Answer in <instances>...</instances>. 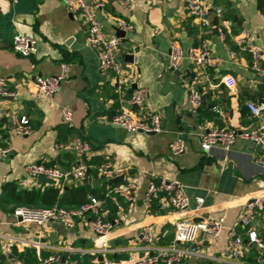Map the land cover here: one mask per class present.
<instances>
[{
    "label": "crops",
    "instance_id": "1",
    "mask_svg": "<svg viewBox=\"0 0 264 264\" xmlns=\"http://www.w3.org/2000/svg\"><path fill=\"white\" fill-rule=\"evenodd\" d=\"M104 8L96 13L107 35L116 34L120 22H128L133 30L120 38L118 58L144 88L147 96L143 105L130 110L138 118L157 115L162 131L148 135L129 133L111 124V118L126 107L134 84L122 91L116 89L113 76L98 68L97 55L85 45V24L79 15H72L57 0H0V77L4 78L11 97H0V147L9 148L0 158V195L5 183H15L19 191H44L46 184L30 178L25 166L40 162L61 169L75 164L76 155L70 143L81 138L90 145L87 162L91 169L82 182H53L59 194L70 187L85 185L88 197L101 201L100 214L113 223L104 256L83 251L91 250L97 236L91 230L92 216L76 220L72 229L57 222L42 227L18 223L13 217V204L0 200V237L17 239L18 253L42 246L41 256L59 254L105 264L108 259L121 262L133 257L129 251L134 239L146 225L153 226L152 247L173 244L175 223L181 219L223 217L224 227L214 240L201 235L199 252L178 264H233L227 246V233L234 229L245 241L240 264H264V253L246 243L247 232L255 231L264 238V207L259 209L248 228L239 221L246 204L264 194V167L258 164L262 151L248 140L236 139L228 152L220 147L209 153L200 149V135L213 129L233 130L237 134L255 129L264 123V78L256 75L251 58L237 45V38L247 31L254 44L264 52V0H202L207 24L187 14L182 0H132L127 8L117 0H101ZM216 9H221L220 17ZM212 10L215 25L208 17ZM15 35L33 37L37 51L22 57L12 50ZM172 45L184 51L205 46L211 59L222 60L211 67H195L184 61L177 70L170 69L168 54ZM67 66L66 78L59 92L50 98L31 96L32 83L37 77H51ZM264 65V59L260 62ZM232 80V85L226 83ZM200 94V106L188 110L189 89ZM248 104L261 108L259 117ZM69 109L73 122L65 124L61 110ZM25 116L33 128L28 136L13 132L12 117ZM185 141V151L172 157L170 145L178 137ZM111 159L115 168L124 169L121 183L138 187L136 199L117 204L102 193L109 189V178L100 176L95 166ZM176 181L190 201L189 209L175 211L163 196L150 205L144 202V192L151 180ZM116 184V185H118ZM203 199L195 211L196 200ZM44 208V207H40ZM73 249L74 254L65 251ZM257 255L251 257V250ZM36 253V251H35ZM139 256L144 255L140 250ZM1 254V250H0ZM4 260L3 255L1 254ZM254 259L247 262L246 258Z\"/></svg>",
    "mask_w": 264,
    "mask_h": 264
},
{
    "label": "built area",
    "instance_id": "2",
    "mask_svg": "<svg viewBox=\"0 0 264 264\" xmlns=\"http://www.w3.org/2000/svg\"><path fill=\"white\" fill-rule=\"evenodd\" d=\"M18 0H11L16 3ZM72 15L81 16L85 24V45L97 54L98 68L103 73H109L113 76L114 85L117 90L122 91L128 84H134L135 88L131 91L126 102L127 106L123 107L116 115L111 118V124L125 130L129 133L158 134L162 131L161 119L157 115H150L146 118H138L130 108L144 104L147 92L144 88L138 86V81L132 71H129L124 63L118 58V47L120 38L116 34L107 35L102 29L96 13L104 8V2L101 0H57ZM132 0H117L119 7L127 8ZM186 6L187 14L207 24L205 19L206 8L202 0H182ZM221 9H216V15L220 17ZM117 30L129 33L133 26L128 22H120ZM237 45L241 51L245 52L252 60V70L259 77L264 78V65L260 62L264 59V52L255 45L250 34L243 31L237 38ZM12 50L22 56L29 57L37 51V41L33 37L15 35L12 40ZM184 61L191 62L195 67L206 68L214 64L219 65L222 60L211 59L205 46L196 50L184 51L178 45H172L168 54V65L170 69L177 70ZM67 66L62 64L60 72L51 77H37L32 83L31 96L35 98H50L59 92L63 80L66 78ZM226 83L232 85V80L227 79ZM12 93L7 86L4 78L0 77V97H11ZM200 94L194 88L189 89L187 106L188 110L195 112L200 106ZM251 113L259 117L261 108L253 104H248ZM63 123L70 124L73 122V114L69 109L61 110ZM13 132L17 136H28L32 134L33 128L29 119L25 116L20 118L12 117ZM236 139L248 140L254 143L261 151V159L258 164L264 167V123H261L255 129L237 134L233 130L213 129L200 135L199 145L204 153H209L213 148L220 147L223 151L228 152L234 145ZM70 146L76 155L75 164L68 169H61L55 166L46 165L40 162H32L25 166L27 175L32 179L45 177L53 182H63L72 180L82 182L86 179L88 172L92 168L87 162V155L90 152L89 143L81 138L74 139ZM185 151V141L178 137L170 145V154L172 157L178 156ZM10 152L9 148L0 147V158L6 157ZM96 172L105 178L113 179L123 176L124 169L115 168L111 159L106 158L97 166ZM138 187L132 183H123L112 185L106 192L105 196L109 197L117 204L119 199L125 202H133L136 199ZM159 196H163L168 205L175 211H185L190 207V201L183 194L182 186L176 181H166L159 179L151 180L144 192V202L150 205ZM203 203V199L196 200L195 211ZM101 201L95 197H89L84 204L73 208L64 207H44L30 208L25 206L16 207L13 210V217L18 223L33 224L42 227L49 222H57L67 229L75 226L77 219L89 214L93 218L90 222L91 230L97 236V243L91 250L83 251L82 254L88 253L97 258L98 255L104 256L107 252L106 243L109 235L113 230V223L102 218L100 214ZM264 207V194L253 197L246 207L240 218V225L243 228L250 227L255 213ZM20 219V220H18ZM224 227L223 217H207L199 221L193 219H181L175 223L173 232V244L170 247L154 248L152 247L154 233L153 226L146 225L143 227L138 236L134 239V244L130 248L117 249V251H129L133 254L132 258L121 262H114L111 259L105 261V264H178L188 256H202L199 252L201 245L200 236L205 235L210 240H214L221 233ZM17 239L12 237H0L1 254L6 264H24L17 258L12 249L17 243ZM246 243L256 247L264 253V238L257 235L255 231H248ZM33 247L36 251L38 264H76V261L67 257L62 259L59 254L42 258V246L34 242ZM227 246L231 257L236 261L233 264H240L245 251V241L234 229L227 233ZM144 251V255L139 256V251ZM66 254L76 253L73 249L65 251Z\"/></svg>",
    "mask_w": 264,
    "mask_h": 264
},
{
    "label": "trees",
    "instance_id": "3",
    "mask_svg": "<svg viewBox=\"0 0 264 264\" xmlns=\"http://www.w3.org/2000/svg\"><path fill=\"white\" fill-rule=\"evenodd\" d=\"M111 187V186H110ZM109 187V188H110ZM108 190V189H107ZM106 190V192H107ZM60 188L54 185L46 186L44 191L29 190L19 191L15 183H5L1 189L0 200L3 204H13L15 207L25 206L30 208L40 207H64L73 208L84 204L88 201V188L85 185H79L76 187H70L59 194ZM104 191L102 194H106ZM12 253L23 261L24 264H38L36 253L33 249H26L22 253H18L15 248L12 249ZM257 255L256 251L251 250V257ZM246 258L247 262H254L252 258ZM87 257L83 259H75L76 264H91L87 260ZM0 264H6V261L2 259L0 254ZM94 264H101L100 262Z\"/></svg>",
    "mask_w": 264,
    "mask_h": 264
},
{
    "label": "water",
    "instance_id": "4",
    "mask_svg": "<svg viewBox=\"0 0 264 264\" xmlns=\"http://www.w3.org/2000/svg\"><path fill=\"white\" fill-rule=\"evenodd\" d=\"M207 14H208V17L207 18H210L209 20L212 21V26H214L215 25V22H214V19H213V16H212V10H208ZM116 35L118 37H123L124 32H122L120 30H117ZM153 134L154 133H149L148 135H153ZM123 180H124L123 176L115 177V178L109 180V184L116 185L118 183L123 182ZM37 183L38 184L52 185L53 184V180L48 179V178H45V177H38L37 178ZM18 220H20V219H18ZM194 221H198V220L197 219H194Z\"/></svg>",
    "mask_w": 264,
    "mask_h": 264
}]
</instances>
